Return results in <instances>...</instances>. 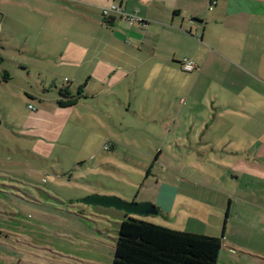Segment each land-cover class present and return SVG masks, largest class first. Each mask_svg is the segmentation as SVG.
I'll return each mask as SVG.
<instances>
[{
	"label": "rangeland",
	"instance_id": "1",
	"mask_svg": "<svg viewBox=\"0 0 264 264\" xmlns=\"http://www.w3.org/2000/svg\"><path fill=\"white\" fill-rule=\"evenodd\" d=\"M110 6L102 0H0V14L21 26L9 29L0 15V264H112L126 213L83 200L95 195L141 204L155 192L161 208L170 197L174 208L188 204L191 215L172 219L192 232L204 231L205 221L220 223L230 199L219 262L257 264L243 251L264 250V238L249 219L255 207L243 201L246 176L235 180L238 165L228 159L236 149L232 141L249 139L238 130L228 134L227 127L264 128V73L257 81L252 71L254 78L233 88V65L213 53L207 61L214 67L185 73L178 64L193 61V51L162 29L156 46L152 35L146 45L137 43L140 53L136 44L128 52L115 49L125 40L116 43L99 27ZM149 50L158 57L145 63ZM192 63L202 65L198 56ZM59 89L69 92L64 101L75 103L59 106ZM238 92L262 97L228 100ZM215 110L220 118L214 120ZM222 140L227 143H216ZM107 143L112 146L104 150ZM203 195L214 197L213 208L197 201ZM138 217L164 223L160 215Z\"/></svg>",
	"mask_w": 264,
	"mask_h": 264
},
{
	"label": "crops",
	"instance_id": "2",
	"mask_svg": "<svg viewBox=\"0 0 264 264\" xmlns=\"http://www.w3.org/2000/svg\"><path fill=\"white\" fill-rule=\"evenodd\" d=\"M102 1L105 2L106 6L109 3L115 6L118 5L117 7L121 8L124 12L129 11L131 14L137 15L147 22V25L144 27H139L134 25V23L133 25L128 24V28H126L120 24L124 18H121L119 15L110 14L109 16H102V19L104 20L99 25L100 29L104 28L105 31H109L114 36H116V43H121L118 38H123L125 40L124 45H116L115 49L118 47V50L121 48L123 52L124 50L128 52L129 45L136 44V49L138 53H140L142 50H140V47L137 43L146 45V39L152 35L156 36V40L152 43V45L156 46L157 37L160 33V29H162L164 32H166L167 37L171 38L174 34V39L179 42L178 44L189 47L193 51V61L197 59V56L198 60L201 61L202 65L193 63L195 69L192 70V72L185 73L197 72V75H201L204 69L210 68V65H213L214 67L215 62L213 64H209L207 61L209 56L213 53L217 59H220L219 54H223L221 60L230 62L231 65H233L232 74L235 75V78L230 81V84L233 86V88H235V86L241 83L243 80H246V76L254 78L253 74H250L252 71H256L255 76L257 77L254 79L257 81L262 80L260 79V76L262 72L264 73V0ZM209 7H211V10H209ZM133 8H136L135 10L137 11L131 12ZM0 15L4 17V21L8 22V26L10 27L9 29H17L18 27H21L20 24L17 21H14L12 18L11 20H6V14ZM127 42L129 43L126 44ZM156 49L158 48H154L152 50L157 53L158 50ZM150 52V50L147 52L148 57L144 60L145 63H148L152 59L154 60L158 57L156 54L151 55ZM205 55L206 59L203 60V56ZM178 65L179 69L182 70L181 65ZM109 69H111L110 66ZM235 70L237 73L241 74H236ZM124 77L125 75L121 76L119 80L122 81ZM218 84H220V82H218ZM60 90L61 89H59V92ZM213 95L214 94H212V96ZM218 96L219 95H216L215 100H218ZM229 96L231 97H229L228 100L230 98L237 100L242 97L244 101L248 100L250 102L260 101V98L262 97L261 93L249 94L246 92L231 93ZM57 101L58 99H56V102ZM215 112L217 115L214 117V120L217 117L218 119L220 118L219 111L215 110ZM244 117H249V121L251 119V115L248 114H246ZM214 120L211 125L215 129V133L220 134L221 129L215 125ZM207 125L209 126V124ZM234 130L244 133L249 141L245 145V142H231L236 147V149H234L235 151L233 153H230L228 159H233V161L230 162L231 164L238 165L237 168L233 169L231 175L235 180L243 179H241L239 174L246 176L244 177L245 188L244 191L242 190L243 201L247 205H252L255 207L254 213L251 214L249 219L254 221V225L257 226L258 234L264 238V128L260 130L255 129V131L252 132L251 128L249 127H235V125L227 127L228 134H239L236 131L233 132ZM214 140L221 139L216 138ZM216 143H227V141L222 140ZM257 182L263 185V188H261L260 191H256L253 187V184ZM170 189L172 190L173 194L176 195L175 191L172 188ZM249 195L252 197L250 198ZM159 196L160 194L155 192L153 199L148 201V203L155 206L158 210L157 214L154 215H160L164 219V223L158 224L178 231L208 236L218 237V234H221L220 238L223 239L226 232V224L229 216L231 215V211L229 209L231 206L230 199H228L229 207L226 208L220 223L213 224L210 221H205L204 225L201 226L203 227L204 231H202L199 227L196 232H192L187 231L184 228L180 229L179 224H177L175 220L172 219V215L187 217L185 212L191 215L190 208L187 209L186 207L188 204H185L186 206L183 208H181V205L177 206V208H174L175 197L169 196V203H164V205H161L163 206L162 208H164L163 210L157 203ZM213 198L214 197H207L203 195V198L197 199V201L204 200L206 205H211L213 208L214 204L217 203L213 201ZM195 212L197 213L198 211L196 210ZM211 215H209L210 219ZM254 229L255 228H253V230ZM222 246L223 245L221 241L220 252L222 251ZM250 252L251 251L245 250L243 251V254L251 257V259L257 264L259 263L258 260H255L252 257H258L261 263L264 264V250L260 251V249H258L253 253ZM220 256L221 253L219 255V259ZM219 259L218 264H220Z\"/></svg>",
	"mask_w": 264,
	"mask_h": 264
},
{
	"label": "trees",
	"instance_id": "3",
	"mask_svg": "<svg viewBox=\"0 0 264 264\" xmlns=\"http://www.w3.org/2000/svg\"><path fill=\"white\" fill-rule=\"evenodd\" d=\"M136 24L144 27L147 22L143 20ZM2 60L0 56V63ZM179 64L182 68V62ZM2 79L6 81V73ZM79 92L80 89L78 94ZM59 96L61 99L67 98L68 93L61 89ZM76 99L58 100L57 104L68 107L73 105ZM111 146L107 143L103 149L107 150ZM221 239L178 231L126 214L118 226L112 264H218Z\"/></svg>",
	"mask_w": 264,
	"mask_h": 264
},
{
	"label": "water",
	"instance_id": "4",
	"mask_svg": "<svg viewBox=\"0 0 264 264\" xmlns=\"http://www.w3.org/2000/svg\"><path fill=\"white\" fill-rule=\"evenodd\" d=\"M83 203L89 205H99L105 208H115L117 210H122L126 214L137 215V216H147L157 214L158 210L155 206L150 203H129L121 201L116 198L111 197H99V196H90L83 200Z\"/></svg>",
	"mask_w": 264,
	"mask_h": 264
},
{
	"label": "built area",
	"instance_id": "5",
	"mask_svg": "<svg viewBox=\"0 0 264 264\" xmlns=\"http://www.w3.org/2000/svg\"><path fill=\"white\" fill-rule=\"evenodd\" d=\"M209 10H211V7H209ZM102 14H103L102 16H109L110 14H117V15L121 16L122 18H124V20L130 25H133L136 22H142L143 21L142 18L138 17L135 14L126 15L121 8H119L115 5H111L108 9H104L102 11ZM182 69L186 72H191L192 70L195 69V66L191 61L183 60L182 61Z\"/></svg>",
	"mask_w": 264,
	"mask_h": 264
}]
</instances>
